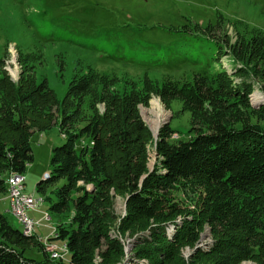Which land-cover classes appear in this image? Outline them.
Masks as SVG:
<instances>
[{
  "label": "trees",
  "instance_id": "trees-1",
  "mask_svg": "<svg viewBox=\"0 0 264 264\" xmlns=\"http://www.w3.org/2000/svg\"><path fill=\"white\" fill-rule=\"evenodd\" d=\"M83 3L89 5V0ZM83 8L72 12V20L83 18L84 24L94 26L98 20L112 19L108 10L92 7L93 13H86ZM223 41L225 52L244 65L231 72L243 78L239 84L225 71L214 76L198 72L186 82L167 79L156 87L145 82L147 94L156 93L167 107L179 101L192 116L190 138L170 142L168 137L175 131L167 126L160 132L154 171L148 166L153 135L141 121L137 105L127 113L131 123L123 120L121 106L115 104L87 124L83 131L92 137L93 145L79 154L77 136L62 114L59 126L67 134L65 142L52 149L54 174L37 186L40 190L64 178L76 188L78 181L84 183L73 200L78 228L63 229L59 237L66 241L71 259L59 264H94L95 251L103 244L107 249L100 255L105 263L123 258L120 242L108 234L117 218L114 193L126 196L122 230L133 235L143 230L137 233L139 244L126 264H241L247 260L264 264V103L255 106L250 100L254 82L259 80L264 90V33ZM0 91L7 97L0 107V192H5V173L23 174L34 161L31 138L35 130L43 129L35 116L57 102L52 91L40 84L24 92L12 81H0ZM72 92L90 95L84 83ZM89 184L91 189L86 187ZM174 185L202 191L200 208L183 215L171 207L167 193ZM67 192L62 190L64 198ZM62 203L66 202L53 205V211L63 212L66 204ZM205 225L211 228L214 243L209 251L198 250L196 262H189L180 246H195ZM29 241L0 213V264H55L28 256L21 245Z\"/></svg>",
  "mask_w": 264,
  "mask_h": 264
},
{
  "label": "rangeland",
  "instance_id": "rangeland-1",
  "mask_svg": "<svg viewBox=\"0 0 264 264\" xmlns=\"http://www.w3.org/2000/svg\"><path fill=\"white\" fill-rule=\"evenodd\" d=\"M84 1L0 0V61H4L0 81H12L24 92L43 85L57 102L35 116L43 129L32 135L34 161L26 172L20 176L5 173L6 191L0 192V213L30 239L21 245L28 256L55 264L71 259L66 241L59 237L63 229L78 228L73 200L84 185L78 181L76 188L64 178L37 189L47 174H54L52 149L65 142L67 132L59 126L62 114L68 117L71 133L77 136L79 154L93 145L92 137L83 131L87 124L96 122L115 104L121 106L123 120L131 123L127 113L137 105L141 121L153 135L148 145V166L154 171L160 132L169 126L175 131L168 137L170 142L188 139L193 131L192 116L179 101L167 107L156 93L147 94L145 82L156 87L167 79L186 82L198 72L214 76L225 71L234 84H239L243 78L231 72L235 66L244 65L225 52L223 39L235 42L240 37L264 33V0H89L90 6ZM80 6L86 7V13H93L92 7L108 10L112 19L98 20L94 26L84 24L83 18L72 20V12ZM83 83L90 95L73 94V88ZM6 100L0 91V107ZM250 100L255 106L264 103L259 80L254 82ZM156 123L159 125L155 131ZM23 186L25 192L33 193V199L16 204L15 191ZM63 189L68 191L65 198ZM114 196L117 218L108 234L120 242L124 256L110 264H126L139 244L137 233L143 230L135 236L122 230L126 196ZM203 197L202 191L190 185H174L167 193L169 205L183 211V215L198 210ZM61 202H66L62 203L64 211H53V205ZM213 243L212 230L205 225L196 245H181L180 252L189 262H196L198 250L209 251ZM106 249L105 244L96 249L94 264H107L100 255ZM241 264L256 263L247 260Z\"/></svg>",
  "mask_w": 264,
  "mask_h": 264
},
{
  "label": "built area",
  "instance_id": "built-area-1",
  "mask_svg": "<svg viewBox=\"0 0 264 264\" xmlns=\"http://www.w3.org/2000/svg\"><path fill=\"white\" fill-rule=\"evenodd\" d=\"M17 175V174H16ZM15 196H16V204L19 203H26V201H31L33 199V193L32 194H28L27 192H25V186L18 188L15 191ZM19 210V209H18Z\"/></svg>",
  "mask_w": 264,
  "mask_h": 264
},
{
  "label": "bare ground",
  "instance_id": "bare-ground-1",
  "mask_svg": "<svg viewBox=\"0 0 264 264\" xmlns=\"http://www.w3.org/2000/svg\"><path fill=\"white\" fill-rule=\"evenodd\" d=\"M255 97H258V96H255ZM158 125H159V123H156V125L154 126L155 128V131H156V129L158 128ZM20 176V175H19ZM9 183V182H8ZM14 193V192H13ZM14 196V195H13ZM13 212V211H12ZM17 212V211H16ZM18 212H19V210H18ZM16 214V213H15ZM19 214V213H18ZM19 216V215H18ZM16 217H17V215H16ZM22 226V225H21ZM23 227V226H22ZM25 227V226H24ZM23 227V228H24ZM29 229V228H28ZM30 233V232H29ZM32 234V233H31Z\"/></svg>",
  "mask_w": 264,
  "mask_h": 264
},
{
  "label": "water",
  "instance_id": "water-1",
  "mask_svg": "<svg viewBox=\"0 0 264 264\" xmlns=\"http://www.w3.org/2000/svg\"><path fill=\"white\" fill-rule=\"evenodd\" d=\"M48 176V174L46 175V177Z\"/></svg>",
  "mask_w": 264,
  "mask_h": 264
}]
</instances>
